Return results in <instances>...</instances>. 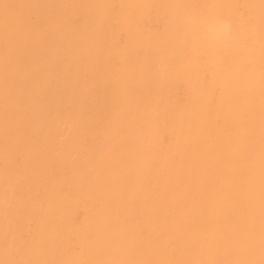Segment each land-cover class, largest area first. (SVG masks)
I'll use <instances>...</instances> for the list:
<instances>
[{"label": "bare ground", "instance_id": "6f19581e", "mask_svg": "<svg viewBox=\"0 0 264 264\" xmlns=\"http://www.w3.org/2000/svg\"><path fill=\"white\" fill-rule=\"evenodd\" d=\"M187 3L254 5L209 10L236 18L241 36L240 46L227 54V89L217 82L213 120L204 127L197 119L193 100L202 83L193 81L163 99L156 95L158 120L121 135L120 82L108 67L94 71L92 53L52 57L49 50L62 45L65 33L84 35L102 21L106 31L126 36L134 63L153 51L148 26L155 30L161 16L183 12L136 6ZM107 5L123 7L113 12ZM259 5L260 0H0V261L260 264ZM241 16L254 22V35ZM6 17L50 21L43 36L29 38L30 55L22 61L6 41ZM85 86L90 93L82 99ZM74 103L84 111L67 131ZM179 110L188 117L177 142ZM100 111L109 119L119 115L111 132L96 140L94 113ZM60 130L66 131L63 138ZM6 201L12 204L8 214ZM118 217L142 229L129 231ZM13 239L23 242L20 251L9 249Z\"/></svg>", "mask_w": 264, "mask_h": 264}, {"label": "snow or ice", "instance_id": "6c2138e0", "mask_svg": "<svg viewBox=\"0 0 264 264\" xmlns=\"http://www.w3.org/2000/svg\"><path fill=\"white\" fill-rule=\"evenodd\" d=\"M5 9L9 8L4 4ZM113 12L117 5H107ZM140 8H172L182 9L179 16L163 15L160 17L161 27L155 30L149 25L153 39V51L143 58L136 59L133 63L132 53L126 44V36L123 33L106 31L101 21L99 24L90 25L86 34L81 35L78 30L65 33L62 45L57 49H50L49 55L65 56L72 58L77 53H92L91 61L98 71L106 65L108 75L116 77L120 82L119 96L123 103V121L119 127L121 135H127L130 127L145 121L158 120L155 115L159 105H153L156 95L163 99L164 94L171 89H179L182 84L190 85L193 81L201 82L200 93L194 98L196 105V117L201 125L208 127L213 120L215 112V94L217 82H223L227 89L226 69L228 66L227 54L235 47L240 46L241 36L237 33L236 18H224L212 15V9H241L254 5L239 4H200L187 3L179 5H149L141 4ZM259 39L261 56V85L264 94V0H260ZM241 19L251 27V34H255L256 26L251 19ZM50 21L45 18H37L28 21H16L6 17V41L14 47L19 60H24L30 55L29 38H38L47 31ZM177 52L179 55L177 56ZM131 66V67H130ZM209 76L212 77L209 82ZM90 93L85 86L80 89V97L83 99ZM83 104H73L72 123L67 126V131L80 123L83 115ZM118 113L109 114L100 111L94 113L95 124L93 134L96 140L107 136L113 127V121ZM188 114L183 110L177 112V124L173 130L177 142L183 129ZM55 120V117L53 118ZM65 130L57 132L59 138H63ZM93 148L90 158H94ZM262 177H264V138H262ZM118 196V194H113ZM12 210L10 201L5 203V213ZM118 223L129 231L142 229V225L128 218L118 217ZM88 242H94L93 236L87 237ZM252 242L251 240L249 241ZM23 242L19 244L15 239L9 243V249L13 252L20 251ZM260 250L264 264V183H262L261 198V233ZM2 264H32V262L19 260H4ZM79 264H100V262H79ZM104 264H132V262L108 261ZM205 264V262H199ZM215 264V262H207ZM226 264H253L252 261L226 262Z\"/></svg>", "mask_w": 264, "mask_h": 264}, {"label": "clouds", "instance_id": "9594fccd", "mask_svg": "<svg viewBox=\"0 0 264 264\" xmlns=\"http://www.w3.org/2000/svg\"><path fill=\"white\" fill-rule=\"evenodd\" d=\"M0 264H2V261H0Z\"/></svg>", "mask_w": 264, "mask_h": 264}]
</instances>
